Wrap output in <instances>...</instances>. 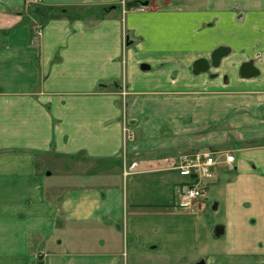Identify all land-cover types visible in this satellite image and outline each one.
Listing matches in <instances>:
<instances>
[{
    "label": "crops",
    "instance_id": "0c3cea01",
    "mask_svg": "<svg viewBox=\"0 0 264 264\" xmlns=\"http://www.w3.org/2000/svg\"><path fill=\"white\" fill-rule=\"evenodd\" d=\"M196 155L207 216L167 164ZM38 255L264 264V0H0V264Z\"/></svg>",
    "mask_w": 264,
    "mask_h": 264
},
{
    "label": "built area",
    "instance_id": "2783aa9c",
    "mask_svg": "<svg viewBox=\"0 0 264 264\" xmlns=\"http://www.w3.org/2000/svg\"><path fill=\"white\" fill-rule=\"evenodd\" d=\"M33 1L34 3H39L41 0ZM137 10L144 12L145 7H139ZM224 163L226 166L231 167L234 163V156L225 155ZM167 164L169 170L174 171L179 177L189 181V183H185L180 189L177 202L180 209L190 207L195 200L203 197L205 188L201 181L212 178L211 168L215 165L213 157L209 155L183 156L167 160ZM134 166L132 165L128 171H125L124 175L126 176Z\"/></svg>",
    "mask_w": 264,
    "mask_h": 264
},
{
    "label": "water",
    "instance_id": "95a60500",
    "mask_svg": "<svg viewBox=\"0 0 264 264\" xmlns=\"http://www.w3.org/2000/svg\"><path fill=\"white\" fill-rule=\"evenodd\" d=\"M229 53L226 47L216 48L211 52L209 59H198L192 64V73L199 74L209 70V68H216L219 66L220 60ZM141 70H148V66H141ZM257 71L253 68L251 62L244 63L240 66V75L243 78L253 77L257 75ZM198 264H203L202 262Z\"/></svg>",
    "mask_w": 264,
    "mask_h": 264
},
{
    "label": "trees",
    "instance_id": "16d2710c",
    "mask_svg": "<svg viewBox=\"0 0 264 264\" xmlns=\"http://www.w3.org/2000/svg\"><path fill=\"white\" fill-rule=\"evenodd\" d=\"M143 2L139 1L134 4L128 5L129 6H138L142 5ZM57 10L55 9H49V8H41V7H35L33 10L34 17L40 22V24L45 23L48 19L56 15Z\"/></svg>",
    "mask_w": 264,
    "mask_h": 264
},
{
    "label": "rangeland",
    "instance_id": "374dc122",
    "mask_svg": "<svg viewBox=\"0 0 264 264\" xmlns=\"http://www.w3.org/2000/svg\"><path fill=\"white\" fill-rule=\"evenodd\" d=\"M33 7H34V5H33ZM37 23H39L40 24V22H37ZM81 158V157H80ZM128 171V170H127ZM213 196L212 195H210L209 196V200L206 202V201H204L203 200V198H199V201L200 202H204L205 204H206V206H207V210H206V212L204 213V215L205 216H207V215H209V214H211V207L213 206V204H214V202H213ZM193 204V203H192ZM213 223H215V222H212V224ZM187 264V263H186Z\"/></svg>",
    "mask_w": 264,
    "mask_h": 264
},
{
    "label": "flooded vegetation",
    "instance_id": "af4514ba",
    "mask_svg": "<svg viewBox=\"0 0 264 264\" xmlns=\"http://www.w3.org/2000/svg\"><path fill=\"white\" fill-rule=\"evenodd\" d=\"M36 258H37L36 261L38 262V264H43V262H44L43 258L44 257L42 255H38Z\"/></svg>",
    "mask_w": 264,
    "mask_h": 264
}]
</instances>
